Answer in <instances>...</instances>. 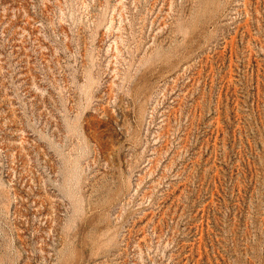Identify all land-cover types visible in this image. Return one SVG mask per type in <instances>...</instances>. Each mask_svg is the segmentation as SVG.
<instances>
[{
    "label": "rangeland",
    "instance_id": "1",
    "mask_svg": "<svg viewBox=\"0 0 264 264\" xmlns=\"http://www.w3.org/2000/svg\"><path fill=\"white\" fill-rule=\"evenodd\" d=\"M0 264H264V0H0Z\"/></svg>",
    "mask_w": 264,
    "mask_h": 264
}]
</instances>
